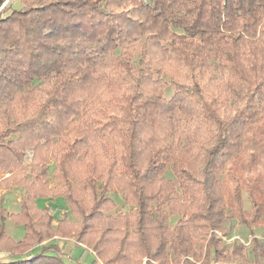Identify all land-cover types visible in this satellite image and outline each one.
Returning <instances> with one entry per match:
<instances>
[{
	"label": "trees",
	"instance_id": "16d2710c",
	"mask_svg": "<svg viewBox=\"0 0 264 264\" xmlns=\"http://www.w3.org/2000/svg\"><path fill=\"white\" fill-rule=\"evenodd\" d=\"M249 134L264 135V0H0V188L24 190L0 207V264H71L55 238L91 264L236 259L218 233L234 214L258 225L241 189L258 213L264 192L236 166ZM58 197L56 219L36 203Z\"/></svg>",
	"mask_w": 264,
	"mask_h": 264
},
{
	"label": "rangeland",
	"instance_id": "374dc122",
	"mask_svg": "<svg viewBox=\"0 0 264 264\" xmlns=\"http://www.w3.org/2000/svg\"><path fill=\"white\" fill-rule=\"evenodd\" d=\"M17 7L16 4H14ZM170 94V93H169ZM253 134H249L245 142L243 143V150L239 152V160L237 161V165L239 167V171L243 172L248 178L253 180V178L261 179L264 182V135H260L257 140L253 138ZM252 154V155H251ZM31 153L28 150L25 156L24 163L27 164L30 161ZM200 169L199 166L196 167ZM199 177V174L196 175ZM167 178H170V173H167ZM50 179V186L53 187L54 182L51 179V174H49ZM263 184V183H262ZM241 200H242V211L245 213L243 217L246 215L248 220L254 218V215L258 216L260 219L259 224H249L250 226L247 227L246 225L241 223L240 215L237 217L235 214L231 215L232 217L228 219L224 224V233H218L221 242L224 244L226 248L227 255L233 256V249L237 245H242L243 248L239 250V257L232 260L226 261H211L209 264H245L240 259V256L245 255L246 259L249 261L248 264H255L253 262V253L251 251L253 245L252 240L253 237L258 239L262 243H264V192L258 193L257 195L260 196V199L256 202V209L260 210L258 212H252L251 204L249 202V196L247 190L244 188L241 189ZM23 187L19 185H12L8 189H1L0 188V198L1 204L0 207L7 211L8 213H14L19 211V204L20 200L23 195ZM113 201L116 203V208L114 211H122L125 212L131 208L130 205L125 204L123 196L121 192L115 191L110 195ZM39 207H44L46 205L50 206L51 211L54 214V218H59L63 212L68 213V208L61 197L50 199H38L36 201ZM226 210H228V206H226ZM114 211L112 213H114ZM246 211L248 212L246 214ZM258 213V214H257ZM70 218V214H68ZM72 218V217H71ZM178 217L175 215L169 216L167 226L172 228L174 224L177 222ZM252 221V220H251ZM55 222H53V225ZM4 230L5 235L12 238L13 240H19L23 236L24 230L22 226L15 225L9 218H6L4 221ZM65 243V251L68 252L69 260L71 264H91L92 261V253L88 249L82 250L79 247H74V243L72 239L70 240H62L60 238H55L50 240V243ZM221 245V244H220ZM90 252V253H87ZM170 257V256H169ZM0 258L7 259L6 254L0 250ZM173 257L169 258V264H181L184 260L183 257H180L179 262H174L172 260ZM239 258V259H238ZM67 261V259H65ZM144 262V260H143ZM97 264H102L100 260H97Z\"/></svg>",
	"mask_w": 264,
	"mask_h": 264
},
{
	"label": "crops",
	"instance_id": "0c3cea01",
	"mask_svg": "<svg viewBox=\"0 0 264 264\" xmlns=\"http://www.w3.org/2000/svg\"><path fill=\"white\" fill-rule=\"evenodd\" d=\"M81 249H82V248H81ZM87 253H90V252L87 251ZM90 254H91V253H90Z\"/></svg>",
	"mask_w": 264,
	"mask_h": 264
}]
</instances>
